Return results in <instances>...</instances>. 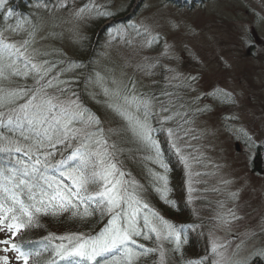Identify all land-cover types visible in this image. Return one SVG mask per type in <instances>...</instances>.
Wrapping results in <instances>:
<instances>
[{"label": "rangeland", "instance_id": "1", "mask_svg": "<svg viewBox=\"0 0 264 264\" xmlns=\"http://www.w3.org/2000/svg\"><path fill=\"white\" fill-rule=\"evenodd\" d=\"M86 5L95 11L77 17L76 10ZM32 7L37 10V26L29 48L30 55L33 48L37 50L34 62L44 61L51 53L75 55L96 22L101 27L106 25L97 61L103 69L102 79L99 77L103 88L122 87L131 78L136 82L135 91L150 97V91L157 90L156 84L170 87L164 98H153L149 121L174 150L183 170V197L193 223L182 226V239L186 236L187 243L166 258V264H213L217 259L212 251L214 243L226 246L219 249L225 259L250 258V262L255 256L264 258L253 254L264 250V0H198L192 7L172 0H55ZM101 9L109 14L97 15ZM125 14L128 18L112 24ZM15 18L4 19L10 31L2 32L7 42L19 46L28 33L22 32L25 26L22 31L11 30L17 25ZM173 23L178 26L173 27ZM133 25L150 26L153 35L159 34L158 41L151 47L143 46L145 37L138 36ZM137 65L145 67L141 70ZM218 90L231 93L232 99L223 98ZM161 106L168 111H162ZM186 113L191 119L178 134L188 167L172 147L167 131L171 122ZM168 115L173 119L163 120ZM111 123L113 120L107 128L115 125ZM241 129L253 138L251 145ZM152 137L156 139L153 133ZM157 147L161 159V148ZM144 155L153 184V173L168 177L166 199L156 191L160 183L153 185L155 195L167 208L175 207V179L169 176V168L165 170L148 158L155 156L154 150L135 153L134 157ZM148 204L161 216L157 205ZM229 209L239 219L231 220ZM218 217L231 222L224 225ZM191 235L196 245L188 249ZM137 240L140 244L149 241L142 236ZM2 255H9L13 262L14 253L0 251Z\"/></svg>", "mask_w": 264, "mask_h": 264}, {"label": "snow or ice", "instance_id": "2", "mask_svg": "<svg viewBox=\"0 0 264 264\" xmlns=\"http://www.w3.org/2000/svg\"><path fill=\"white\" fill-rule=\"evenodd\" d=\"M5 6V0H0V8ZM86 11H95V8L86 5L77 9L75 15L82 17ZM27 23L18 21L11 30H23V24ZM172 26L178 25L173 23ZM133 27L138 36L145 37L143 46L151 47L158 41L159 34L153 35L150 26ZM34 34L33 25L29 38L17 46L15 42H7L0 32V153L4 154V162L0 163V233L5 234L4 239H0V251L14 253L20 264H57L58 259L71 257L95 264H139L150 254H158V262L154 264H166L167 250L163 242H174L172 251L180 252L187 237L182 239V227L165 220L145 202L144 186L128 178L131 174L124 170L117 157L118 153L124 152L121 144L134 143L143 149L154 150L155 156L148 158L167 170V165L160 159L149 122L153 98L138 94L136 82L131 78L122 87L103 88L107 97L105 109L116 120L115 127L106 128L104 119L77 99L61 100L47 91L53 87L51 81H45L52 66L46 67V60L34 62L36 49L29 54ZM137 67L143 70L145 66ZM11 77H32L37 86L32 89L5 88L3 81ZM188 79L195 81L197 77ZM60 91L63 94L65 90ZM218 91L222 92L223 98L232 99L231 93ZM161 107L162 111H168ZM172 119V115L163 117L165 121ZM180 130L179 125L176 129H167L173 140L172 147L181 154L188 167V157L183 156L180 147ZM240 132L251 145L253 138L243 129ZM58 155L60 158L56 159ZM153 177L154 186L160 183L156 191L166 199L169 191L167 175L153 173ZM90 187L97 190L90 191ZM97 212L101 217L109 218L95 235L49 232L40 241L17 240L24 232L43 227L41 216L70 213V218L83 220ZM227 216L231 220L239 219L231 209ZM218 219L224 225L231 222L224 217ZM141 236L145 240L154 237L157 246L138 243L137 238ZM225 247L224 244H213L212 251L217 257L213 264H249L250 258L243 261L225 259L219 251ZM45 253H48L47 260L43 259ZM253 254L264 255V250ZM0 264H12L9 255L0 256ZM187 264L194 262L187 261Z\"/></svg>", "mask_w": 264, "mask_h": 264}, {"label": "trees", "instance_id": "3", "mask_svg": "<svg viewBox=\"0 0 264 264\" xmlns=\"http://www.w3.org/2000/svg\"><path fill=\"white\" fill-rule=\"evenodd\" d=\"M55 0H5V7L0 8V15H2V19L0 16V32L3 30L5 32H9V27L4 25V19L11 16H15V21H19L23 23L24 21H28L27 24H23L25 26V30L23 33H29L32 31V26H37V22L35 19V15L37 10L35 8H31V5L34 4H43L51 3ZM180 5L192 6L195 1L198 0H172ZM202 1V0H199ZM104 8V7H103ZM102 8V9H103ZM102 9L99 12H102ZM103 13V12H102ZM108 13V12H107ZM98 15V14H97ZM129 15L121 16L120 20L118 17L114 19L112 24L120 22L122 19L128 18ZM110 24V25H112ZM92 30L87 34L86 39L83 41L81 46L77 48L75 55H66V54H49L46 58L48 61V66L51 67V71L45 77V81H51L53 87L47 89V91L59 97V99L64 100L66 98L77 99L79 103H81L85 108L90 110L91 112L101 116V118L105 121V127L107 128V123L109 120H113V123L116 125V120L110 116V114L105 109V101L107 97L104 95L102 81L99 77H102V68L98 66V46L100 39L104 30L106 29V25L99 26V23H94V26L91 28ZM34 37V36H33ZM32 37V38H33ZM27 35L25 39H28ZM31 38V39H32ZM54 52V51H51ZM44 60V61H45ZM99 81H98V79ZM102 79V78H101ZM42 81L41 83H44ZM99 84L102 88L99 87ZM3 86L5 88H16L17 86L25 87L28 89L35 88L37 85L35 80L32 77L21 78V77H11L8 80L3 81ZM108 87V86H107ZM105 88V86H104ZM109 88V87H108ZM157 90H152L149 93V96L154 98L155 100H160L164 98L165 92H167L169 86H165V84H156ZM61 89L65 90L63 94H61ZM189 113L181 116L179 115L176 120L170 123L169 128L176 129L177 125L180 126V129H184L189 124ZM150 120V118H149ZM150 122V121H149ZM154 123V122H153ZM155 124V123H154ZM112 126V127H115ZM152 127V124H151ZM153 134L155 135L154 139L157 142V146L161 148V159L164 164L169 168V175L171 178H174V187L172 188V192L174 197V205L175 207L167 208L164 203L160 202L159 198L155 195L153 190V181L150 178L149 172L147 171V160L142 156L140 158L134 157L135 153H147L149 154L151 150L143 149L141 146L134 143H123L120 145L121 148L124 149V152L118 153L117 157L123 163V168L127 173H130L129 179L136 180L139 184L144 186L143 197L145 202L152 203L157 205L160 210L161 216L174 225L177 226H187L193 223V218L190 216V208L187 207V202L185 201L184 189H183V170L181 166L178 164L176 160V155L174 150L170 147L166 139L163 137L162 133L157 128H152ZM180 130V131H181ZM7 134V133H6ZM63 151V149H61ZM66 154V153H65ZM58 155L56 159H59ZM15 159V157H13ZM4 162V154L0 153V163ZM66 183H70L65 179ZM178 187L175 189L176 184ZM95 189V187H90V191ZM184 198V199H183ZM153 205V206H154ZM158 210V209H157ZM162 210L166 212L163 213ZM108 216L101 217L100 213H95L92 217L86 219L70 218V213H63L59 216H41L40 224L43 227H35L32 228L22 234V236L18 237L19 239H26L31 241H40L43 237L47 236L49 232L55 233L57 235H64L68 233H83L85 236L95 235L99 233L101 229L105 227L108 221ZM5 234L0 233V239H4ZM196 238L193 235L190 236L187 244V248L190 246L196 245ZM142 244H146L147 247H156V242L149 240L143 242ZM164 247L167 250V257L171 258V255H175V252L172 251L174 248L173 244L164 243ZM13 262L12 264H20L15 260V256H12ZM43 259H48V253H45ZM99 259V258H98ZM154 262H158V254H150L147 258H142L139 264H154ZM95 264V262L83 261L80 257H71L65 260H57V264ZM249 264H264V258L260 256H255Z\"/></svg>", "mask_w": 264, "mask_h": 264}, {"label": "bare ground", "instance_id": "4", "mask_svg": "<svg viewBox=\"0 0 264 264\" xmlns=\"http://www.w3.org/2000/svg\"><path fill=\"white\" fill-rule=\"evenodd\" d=\"M103 7H106V5H105V6H103ZM103 7H102V8H103ZM189 7H192V6H189ZM119 20H120V18H119Z\"/></svg>", "mask_w": 264, "mask_h": 264}, {"label": "water", "instance_id": "5", "mask_svg": "<svg viewBox=\"0 0 264 264\" xmlns=\"http://www.w3.org/2000/svg\"><path fill=\"white\" fill-rule=\"evenodd\" d=\"M238 145V144H237Z\"/></svg>", "mask_w": 264, "mask_h": 264}]
</instances>
